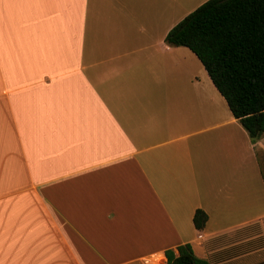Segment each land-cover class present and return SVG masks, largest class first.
<instances>
[{
	"label": "crops",
	"instance_id": "crops-1",
	"mask_svg": "<svg viewBox=\"0 0 264 264\" xmlns=\"http://www.w3.org/2000/svg\"><path fill=\"white\" fill-rule=\"evenodd\" d=\"M207 1L0 0V264H264V135L165 42Z\"/></svg>",
	"mask_w": 264,
	"mask_h": 264
},
{
	"label": "trees",
	"instance_id": "trees-1",
	"mask_svg": "<svg viewBox=\"0 0 264 264\" xmlns=\"http://www.w3.org/2000/svg\"><path fill=\"white\" fill-rule=\"evenodd\" d=\"M190 50L252 142L264 135V0H209L165 37ZM207 215L197 210L193 225ZM168 264H207L188 245L164 253Z\"/></svg>",
	"mask_w": 264,
	"mask_h": 264
},
{
	"label": "built area",
	"instance_id": "built-area-1",
	"mask_svg": "<svg viewBox=\"0 0 264 264\" xmlns=\"http://www.w3.org/2000/svg\"><path fill=\"white\" fill-rule=\"evenodd\" d=\"M145 264H168L165 258H162V260H157L155 256H153L152 260L145 259Z\"/></svg>",
	"mask_w": 264,
	"mask_h": 264
},
{
	"label": "bare ground",
	"instance_id": "bare-ground-1",
	"mask_svg": "<svg viewBox=\"0 0 264 264\" xmlns=\"http://www.w3.org/2000/svg\"><path fill=\"white\" fill-rule=\"evenodd\" d=\"M155 257H156V256H155ZM156 259H157V260H162V258H160V257H156Z\"/></svg>",
	"mask_w": 264,
	"mask_h": 264
}]
</instances>
